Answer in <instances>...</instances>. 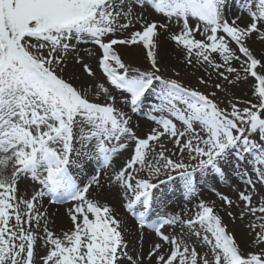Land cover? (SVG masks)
Listing matches in <instances>:
<instances>
[{"label":"snow or ice","instance_id":"snow-or-ice-1","mask_svg":"<svg viewBox=\"0 0 264 264\" xmlns=\"http://www.w3.org/2000/svg\"><path fill=\"white\" fill-rule=\"evenodd\" d=\"M164 38L214 90L162 74ZM0 264H264V0H0Z\"/></svg>","mask_w":264,"mask_h":264},{"label":"rangeland","instance_id":"rangeland-1","mask_svg":"<svg viewBox=\"0 0 264 264\" xmlns=\"http://www.w3.org/2000/svg\"><path fill=\"white\" fill-rule=\"evenodd\" d=\"M233 14H235V8H233ZM138 27V25H137ZM169 42V41H168ZM169 45V44H168ZM172 48V45H169ZM134 52L138 53V57L137 58H130L128 57L126 54L124 55V59L125 62L131 63L133 66H140L141 68H145L147 67V61L144 58L145 54L142 52L141 49L139 48H133ZM165 49V47L163 46V44L161 45V48L159 50V56L162 58L163 60V65H162V74L166 77V78H175L180 80L182 83H184L187 86H191V87H196L198 88L200 91L202 92H208L211 90H214L210 87V85H200L198 83V78L199 77H204L205 79H208L207 74L204 73L202 70L200 71H196L193 70L191 68H186L184 66V64L182 63V59H179L178 56L174 55V54H170L169 51ZM91 66L93 67L94 71H97L98 75H99V70L96 66L95 62H91ZM173 69H175L176 71H179L180 75L176 76ZM71 67L69 69V71H71ZM77 75H79V71L77 70ZM66 78H67V74H66ZM213 81L215 80V76H213ZM74 84H79L80 81L76 80L73 81ZM211 84V81H210ZM233 94L235 97L241 99V100H246L250 98V94H248V89L247 87H237V88H233L231 89V91L227 94L224 93H217L221 103L220 106L221 107H227L229 100L233 99ZM244 105L241 104V107H243ZM131 114V113H129ZM143 118L145 120H147L144 115L141 114H136L133 115V127L134 130L136 131V134L138 136H140L141 138L146 137V135L150 132L151 127H146L143 124H141L140 122H138V118ZM141 118V119H142ZM148 121V120H147ZM137 123L139 124V127H136ZM169 147H171V145H169ZM128 152H131V148L128 149ZM124 161L123 159L117 160V166H119L120 164H122ZM231 184H235L237 183L234 179L230 181ZM215 186L220 192H223L226 195H229L231 198L235 199L236 198V194L235 192L232 191V189L228 186V184H220L219 182H217L215 185L212 184V182H209V185L207 187H204L199 194V198L204 199L205 201H212V200H216L217 202V207L220 206V201L217 199V197L215 196V194L210 190L211 187ZM173 187V190L175 192V194L173 195L171 192L169 193V195L171 196V199L169 201L170 207L168 209L169 212H180L181 209L187 204L188 207H192V205L190 203H188V201L183 199V193L179 190H176ZM106 197H109L108 194H106L105 196L101 197L102 200L105 199ZM222 216H224V220L225 223L229 224V228L230 230L235 229L236 232V238L237 240L241 241L242 246L244 245V242L249 240L250 237H248L245 234L244 231V227L243 225H239V221L236 222V225H233L230 222V219L223 213H220ZM130 215V214H129ZM132 218V217H131ZM133 219V218H132ZM237 225H239V227L237 228ZM55 231L59 232L61 229L59 227H57V224H55ZM139 235V234H138ZM155 236L153 235V240H155ZM137 248H139V245H137ZM147 250V249H146ZM145 250V251H146Z\"/></svg>","mask_w":264,"mask_h":264},{"label":"bare ground","instance_id":"bare-ground-1","mask_svg":"<svg viewBox=\"0 0 264 264\" xmlns=\"http://www.w3.org/2000/svg\"><path fill=\"white\" fill-rule=\"evenodd\" d=\"M162 44L163 46L165 47L166 50L169 51L170 54H174L176 56L179 57V59H182V56L181 54L179 53V51L177 50L176 46L171 43V42H168V40L166 38L162 39ZM172 45V48L169 46V45ZM167 51V52H168ZM126 55L130 58H137L138 57V53L137 52H134L133 49L129 50L128 53H126ZM142 118V117H141ZM141 118H138V122H140L141 124H143L144 126L146 127H155V124L151 121H147L145 119H141ZM109 197H106L105 199H107V201L110 203V204H113L116 206L117 210L119 211L120 215L122 218L124 217H127L128 221H129V224H132L133 223V219L131 218V216L126 213L122 207H120V204H119V198L116 196L115 193H112L111 195H108ZM103 197V196H102ZM101 201L102 198L100 197ZM45 207L48 208L49 212L50 213H55V224H57V227H59L60 229H67L68 227L71 226L70 224V220L69 218L67 217L66 215V208H67V205H63V206H48L47 205V202L45 201ZM145 235H147V233H145ZM138 236V234H137ZM149 239H152L153 240V236H150ZM148 243L145 242L144 244V249L146 250L148 248Z\"/></svg>","mask_w":264,"mask_h":264}]
</instances>
